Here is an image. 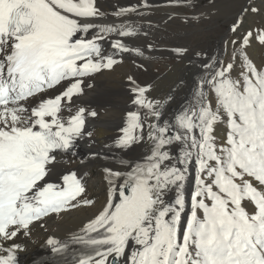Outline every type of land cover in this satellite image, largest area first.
<instances>
[{
    "label": "snow or ice",
    "instance_id": "6c2138e0",
    "mask_svg": "<svg viewBox=\"0 0 264 264\" xmlns=\"http://www.w3.org/2000/svg\"><path fill=\"white\" fill-rule=\"evenodd\" d=\"M196 4L166 0L164 28L198 22ZM156 7L0 0V264H20L34 229L85 209L78 230L44 240L59 264H264V62L250 55L264 24L244 27L264 18V0H244L212 48L161 47ZM164 52L183 74L163 93L128 74V106L95 150L86 90L126 59L147 72ZM82 143V167L59 173L58 157ZM92 166L102 203L89 195Z\"/></svg>",
    "mask_w": 264,
    "mask_h": 264
},
{
    "label": "bare ground",
    "instance_id": "6f19581e",
    "mask_svg": "<svg viewBox=\"0 0 264 264\" xmlns=\"http://www.w3.org/2000/svg\"><path fill=\"white\" fill-rule=\"evenodd\" d=\"M153 2L157 7L150 19L160 24L161 30L156 33V35L158 39L163 42L160 45L161 47L184 43L191 44L192 46L212 48L207 41L211 38L212 33L217 32L218 27L216 21L212 20V16H210L211 14H209V12H198L197 14L203 13V16L199 22L193 21L191 24H184L183 21L186 17L181 15L174 23L170 22L169 27L165 29L163 22L167 19L171 9L164 6L166 0H153ZM135 3L136 0H99L100 6L108 12L112 11L117 5L127 6L134 5ZM232 16H235V14H232ZM250 55L257 64H260V52L256 49L251 50ZM150 64H152L154 69L162 73L165 72V74H160L154 82L156 88L161 93L165 92V82L168 81L169 77H176L183 74V66L171 60L170 54L167 52L156 54L154 60L148 65ZM169 67L171 71L168 70ZM137 72L138 70L135 69L131 61L126 59L122 65L116 67L115 72L98 76V78L93 81L95 84L93 90H86L88 95L84 99L87 105L95 108L99 112V117L94 125H92V127L95 128V139L97 141L95 150L102 149L104 143L110 142V138L114 134V130L120 123L121 116L128 106V103L124 104L125 98L128 97L126 76L128 74H134L138 79ZM166 87H168V85ZM77 151L78 155L76 157L67 154H62L58 157L55 167L59 173L62 174L69 169L75 171L79 167H82L79 165V161L86 156L88 149L82 143ZM87 171H89L87 181L90 197L101 203L104 202L106 182L103 180L100 168L98 166H92L87 169ZM93 211L94 209H85L82 212H74L70 216H66L63 220L49 221L47 231L39 228L34 229V239L36 243L28 244L27 252L20 255V262L22 264H31L38 258H46L45 264H59L60 258L54 257L51 251L44 245L46 236L53 234L58 238L65 237L66 234H70L71 231L78 230L81 222L91 216Z\"/></svg>",
    "mask_w": 264,
    "mask_h": 264
},
{
    "label": "rangeland",
    "instance_id": "374dc122",
    "mask_svg": "<svg viewBox=\"0 0 264 264\" xmlns=\"http://www.w3.org/2000/svg\"><path fill=\"white\" fill-rule=\"evenodd\" d=\"M243 2L244 0H197L195 11L197 13L202 11L209 12V14H211L210 16H212V20L216 21V25L218 27L217 32L212 33L211 38H209V40L207 39L208 41L206 40L211 47H219L222 38L225 36L226 29L229 27L231 21L234 18L232 14H236ZM249 24H264V18H262L261 16L249 17L245 20L244 27L247 28ZM255 49L261 54V58H259L261 60L260 63L264 62V48L256 46L252 50ZM169 69L170 67L168 68V70ZM163 73L165 74V72ZM163 73L158 71L157 69H154L152 64H150L148 65L147 72H143L142 70H139L137 72L138 81L141 84L145 82L154 83L159 75ZM173 77L175 76L169 77L168 81L165 82V91H167L169 86L171 85V82L174 79ZM167 85L168 87H166ZM127 103L128 97H126L124 100V104Z\"/></svg>",
    "mask_w": 264,
    "mask_h": 264
}]
</instances>
